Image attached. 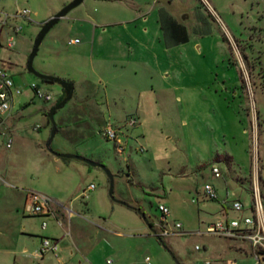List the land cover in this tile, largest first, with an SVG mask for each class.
Wrapping results in <instances>:
<instances>
[{"label": "rangeland", "instance_id": "obj_1", "mask_svg": "<svg viewBox=\"0 0 264 264\" xmlns=\"http://www.w3.org/2000/svg\"><path fill=\"white\" fill-rule=\"evenodd\" d=\"M69 1L0 0V18L29 11L9 17L0 33V68L20 91L0 124L11 141L0 142V264H146L145 256L148 264H255L244 242L203 230L222 199L243 205L241 213L227 209L229 218L251 215L253 186L264 206V0H159L186 31L187 40L172 46L144 33L141 19L128 20L123 3L82 0L42 38L33 68L73 86L53 114L50 149L103 165L113 198L128 206L109 197L101 167L45 148V113L62 89L29 73L25 60L41 24ZM32 84L50 100L34 95ZM206 183L217 200L204 197ZM25 189L65 208L73 202L78 214L67 220L57 211L60 224L26 214ZM158 204L169 210L164 222ZM161 227L169 233L160 235ZM40 236L57 241L56 257L33 256Z\"/></svg>", "mask_w": 264, "mask_h": 264}, {"label": "built area", "instance_id": "obj_2", "mask_svg": "<svg viewBox=\"0 0 264 264\" xmlns=\"http://www.w3.org/2000/svg\"><path fill=\"white\" fill-rule=\"evenodd\" d=\"M204 3L206 4L205 1ZM28 13V10L22 9L19 12H14L12 15H3V17L0 18V33L3 27H5L6 21L9 17H24ZM19 30V26H12L13 33H17ZM76 43H78L77 39L70 38L67 40L68 45H73ZM13 45V36H6L4 39V47L11 48ZM30 87L34 95L37 97L43 99L44 101L50 100L49 94L40 92V90L34 84H32ZM19 92L20 91L13 86L12 80L8 73L0 68V124L4 118V115L10 109L14 95L18 94ZM104 135L112 139L114 138V133L110 131L105 132ZM0 137L2 146L9 148L11 144L10 138L8 136L5 137L1 131ZM210 173L215 178H219L221 175L219 168L216 166H212L210 168ZM203 195L209 200H217L215 190L211 184H204ZM25 196L26 199L22 206V212L29 215L52 216L55 218L53 202L50 198L33 191H27ZM226 202V199L221 200V207L218 212V217L213 221L210 220L204 223L203 232L226 240L244 242L252 251L255 263H261V261L264 260V206L262 204L258 189L253 186L250 204L251 215L240 214L237 219L229 218L227 209L233 212L241 213L243 211V205L237 199H232L228 202V204H226ZM157 210L160 212V222H164L169 213L168 208L163 204H158ZM60 223L61 222L58 221V224ZM45 226V221H41L40 227L43 229ZM179 226L180 225L178 223H174V228H179ZM160 233V235L164 236L167 235L169 231L161 227ZM194 249L197 250L199 248L197 245H194ZM57 250L58 245L55 239L41 237L39 246L34 252V256L36 258H42L46 254H52L56 257ZM143 261L148 264L149 258L145 256ZM105 263L111 264L112 260L106 259ZM201 264H211V262L207 259H204Z\"/></svg>", "mask_w": 264, "mask_h": 264}, {"label": "water", "instance_id": "obj_3", "mask_svg": "<svg viewBox=\"0 0 264 264\" xmlns=\"http://www.w3.org/2000/svg\"><path fill=\"white\" fill-rule=\"evenodd\" d=\"M82 0H70L68 3H66L65 5H63L59 10H57L55 13H53L51 16H49L40 26L39 30L37 31V33L35 34L33 40H32V44L30 47V51L28 52V55L26 57L25 60V69L33 74L35 77L41 79L44 83L47 84H53V83H57L62 91H63V98L57 102L56 104H54L46 113H45V117H46V124L50 125V133L49 136L45 142V148L55 157L58 158H74V159H78L80 161H83L84 163L90 165V166H99L101 167L107 174L108 177V195L109 197L116 203H119L121 205L124 206H128L125 202L123 201H119L113 198L112 196V176L111 174L103 167V165L98 164L96 162H93L89 159L83 158L81 156L78 155H74V154H69V153H57V152H53L50 147V141L53 137V135L56 132V128H55V124L53 122V114L55 112V110L61 108L67 100H69V98L71 97L72 94V90H73V86L70 82L62 80L58 77L55 76H50V75H46V74H42L38 71H36L33 66H32V60L33 57L35 56L36 52H37V48L42 40V38L44 37V35L46 34V32L60 19L62 18L69 10H71L72 8H74L75 6H77ZM137 213H139L140 217L142 218V220L147 224V220L144 217V215L142 213H140L138 210H136ZM158 240L159 236H157Z\"/></svg>", "mask_w": 264, "mask_h": 264}, {"label": "crops", "instance_id": "obj_4", "mask_svg": "<svg viewBox=\"0 0 264 264\" xmlns=\"http://www.w3.org/2000/svg\"><path fill=\"white\" fill-rule=\"evenodd\" d=\"M113 2H115V3L116 2L123 3L125 6L128 7V9H130L129 12H130V14L132 13V15H130L131 17H129L128 20L133 21V20L141 19V21H143L144 24H145L144 28L142 30L144 33H148L149 31H151V32H153V34H155V35H153V38L156 40V42L164 41V40H162L163 39V32H162V30L160 28L159 21H158V11L160 9H163L166 12L167 7H164L159 0H152L151 2L144 1V0H113ZM167 5H168V3H167ZM165 6H166V4H165ZM142 8L146 9V13L143 14V15H140L141 13H140L139 10L142 9ZM168 15L173 20H175L177 23H179L176 20V17H174V16H172L170 14H168ZM27 191H32V190L25 189L22 192H20L23 204H24L25 199H26L25 195H26ZM33 192H35V191H33ZM37 192H39V191H37ZM39 194H42V193L39 192ZM50 199L53 202V206H54L53 208H55V209H53L54 212L57 215V211H59L58 213H60V217L61 218H65L66 217V219L68 220V219H71L72 217H75V215L78 214L77 213L78 212L77 211L78 210L77 204H75L73 202H70V204L72 203L71 205H73V206L71 208L70 207L65 208L63 202H61L60 200L58 201V199H54V198L53 199L50 198ZM201 202H202V204H204L203 200ZM220 202L221 201L218 202L219 203L218 204L219 205L218 208L220 207ZM55 219H56V216H55ZM41 237L42 236H40V238ZM39 243H40V239H39L38 245H39ZM248 254H250V253H248ZM250 255H252V251H251ZM33 256H34V253H33ZM252 257H253V255H252ZM263 262L264 261H261V264H263Z\"/></svg>", "mask_w": 264, "mask_h": 264}, {"label": "trees", "instance_id": "obj_5", "mask_svg": "<svg viewBox=\"0 0 264 264\" xmlns=\"http://www.w3.org/2000/svg\"><path fill=\"white\" fill-rule=\"evenodd\" d=\"M158 21L163 32V40L166 46H172L187 40L184 26L173 20L163 9L158 11ZM225 39L226 38L223 37V40ZM63 96V91H61V95L57 102H59Z\"/></svg>", "mask_w": 264, "mask_h": 264}]
</instances>
